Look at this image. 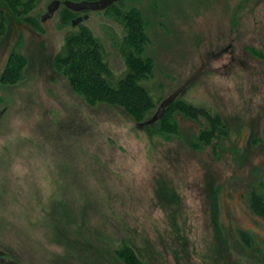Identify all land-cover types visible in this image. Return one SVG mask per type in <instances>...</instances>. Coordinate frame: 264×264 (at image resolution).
<instances>
[{
  "label": "rangeland",
  "instance_id": "374dc122",
  "mask_svg": "<svg viewBox=\"0 0 264 264\" xmlns=\"http://www.w3.org/2000/svg\"><path fill=\"white\" fill-rule=\"evenodd\" d=\"M53 1L16 16L0 0V75L23 57L21 80L0 83V264H123V239L142 264H264V218L248 197L264 185V0L115 4L141 15L157 97L206 62L180 95L223 120V136L200 148L203 121L172 112L165 133L139 126L157 107L137 122L89 105L54 57L84 24L120 77L124 27L105 12L62 24V4L41 21Z\"/></svg>",
  "mask_w": 264,
  "mask_h": 264
},
{
  "label": "trees",
  "instance_id": "16d2710c",
  "mask_svg": "<svg viewBox=\"0 0 264 264\" xmlns=\"http://www.w3.org/2000/svg\"><path fill=\"white\" fill-rule=\"evenodd\" d=\"M2 1L14 15L24 16L33 9L35 0L26 3H22V0ZM115 4L116 2L108 7L105 14L112 13L122 22L125 30L121 48L125 59V72L122 76L115 77L105 58L101 42L84 24L67 34L62 50L54 57L53 64L89 105L114 106L135 121L141 122L162 100L160 96L155 95L153 82L151 85L149 83L153 78V62L146 54L149 39L144 32L139 12L136 9L120 11L116 9ZM75 16L73 11L64 7L62 24H69ZM3 21L0 11V30L4 28ZM14 55L10 56L0 75L1 84H14L22 78L23 64L18 66V61L23 60V57ZM172 112H178L197 122H204L193 141V148L209 146L224 134V123L217 111L186 102L180 96L166 109L160 120L154 123L155 127L159 126L160 132H171V128L164 127L162 123L169 121ZM248 197L255 214L264 218L263 183L259 187L252 186ZM113 252L123 264H142L135 250L124 239L117 243Z\"/></svg>",
  "mask_w": 264,
  "mask_h": 264
},
{
  "label": "water",
  "instance_id": "95a60500",
  "mask_svg": "<svg viewBox=\"0 0 264 264\" xmlns=\"http://www.w3.org/2000/svg\"><path fill=\"white\" fill-rule=\"evenodd\" d=\"M119 0H93V1H87V0H81L78 2L71 1V0H65L63 1V5L73 11V12H93V11H104L108 7H110L113 3L118 2ZM59 0H54L52 3H50L47 7V12L44 14L41 18V21H45L48 18H51L54 14L55 10L58 9L59 6ZM88 18V15H84L82 17H78L72 21V26L77 25L83 20H86ZM228 48L223 49L222 51L212 54L213 57H218L222 53L226 52ZM206 66V62H202L201 65L182 83L180 84L175 90H173L171 93H169L166 97H164L161 102L158 104L154 114L151 116V118L144 123H140L139 126H149L154 123H156L166 109L186 90V88L193 82V80L196 78L198 74H200L203 69ZM3 114V112H0V117Z\"/></svg>",
  "mask_w": 264,
  "mask_h": 264
},
{
  "label": "flooded vegetation",
  "instance_id": "af4514ba",
  "mask_svg": "<svg viewBox=\"0 0 264 264\" xmlns=\"http://www.w3.org/2000/svg\"><path fill=\"white\" fill-rule=\"evenodd\" d=\"M65 1V0H64ZM59 6H58V8L60 7V5L62 4L63 5V2H61V1H59ZM64 6V5H63ZM65 7V6H64ZM66 8V7H65ZM67 9V8H66ZM106 11V9L104 10V11H97V12H105ZM93 12H96V11H93ZM75 14H76V17L74 18V19H76V18H78V17H82V16H84V15H88L89 16V14L88 13H92V11L91 12H74ZM87 13V14H86ZM74 19H72V21L74 20ZM220 56V55H219ZM202 62H205V61H202ZM201 62V63H202Z\"/></svg>",
  "mask_w": 264,
  "mask_h": 264
}]
</instances>
